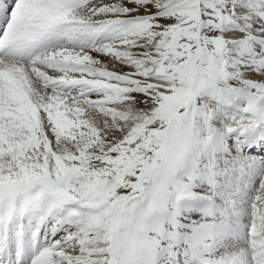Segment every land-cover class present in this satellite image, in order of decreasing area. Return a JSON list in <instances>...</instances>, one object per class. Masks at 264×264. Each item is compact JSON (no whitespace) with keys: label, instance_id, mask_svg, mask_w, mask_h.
Segmentation results:
<instances>
[{"label":"snow or ice","instance_id":"6c2138e0","mask_svg":"<svg viewBox=\"0 0 264 264\" xmlns=\"http://www.w3.org/2000/svg\"><path fill=\"white\" fill-rule=\"evenodd\" d=\"M0 264H264V0H0Z\"/></svg>","mask_w":264,"mask_h":264}]
</instances>
